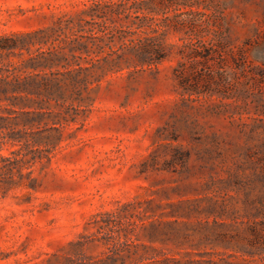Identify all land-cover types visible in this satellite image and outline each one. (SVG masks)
Segmentation results:
<instances>
[{"label":"rangeland","instance_id":"374dc122","mask_svg":"<svg viewBox=\"0 0 264 264\" xmlns=\"http://www.w3.org/2000/svg\"><path fill=\"white\" fill-rule=\"evenodd\" d=\"M1 37L51 94L0 102V264H264V0H0Z\"/></svg>","mask_w":264,"mask_h":264},{"label":"trees","instance_id":"16d2710c","mask_svg":"<svg viewBox=\"0 0 264 264\" xmlns=\"http://www.w3.org/2000/svg\"><path fill=\"white\" fill-rule=\"evenodd\" d=\"M98 4V3H96ZM17 47L15 40L11 38H0V54L10 53L11 50ZM160 56L159 58H161ZM141 58H144L143 55ZM32 74L26 73L21 75L0 67V102H8V105L19 106L20 108L26 106V101H34V99L42 98L51 94L48 87L41 89V87H36L33 85ZM1 108V107H0ZM7 108V107H5ZM13 110V109H12ZM14 111V110H13ZM8 116L0 113V145L4 142L5 138L8 136L6 132L3 131L4 121ZM10 137V135H9ZM15 140V137H10ZM1 149V147H0ZM6 157L0 155V160L4 161Z\"/></svg>","mask_w":264,"mask_h":264}]
</instances>
